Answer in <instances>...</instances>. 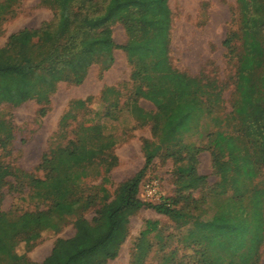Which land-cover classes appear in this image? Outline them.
I'll return each instance as SVG.
<instances>
[{"label": "trees", "instance_id": "obj_1", "mask_svg": "<svg viewBox=\"0 0 264 264\" xmlns=\"http://www.w3.org/2000/svg\"><path fill=\"white\" fill-rule=\"evenodd\" d=\"M18 1L0 0V23L15 14L14 6ZM236 2L240 25L237 31L226 35L223 45L232 54L236 51L232 43L238 39L241 48L235 53L233 101L223 119L214 115L221 108L220 92L213 98L208 89L194 99L176 101L168 114L152 113L135 103L132 105V111L141 122L151 123L152 133L160 142L177 144L171 154L178 156L180 151L187 152L185 156L176 157L178 161L188 162L183 169L189 178L180 184L183 189L198 186L204 178L195 173L197 154L201 150L211 151L212 167L217 168L221 186L228 179L234 183L236 179L249 182L258 177L264 166V40L261 35L264 0ZM50 6L55 12L53 21L37 28H22L10 34L5 45L0 47V103L18 105L29 99L47 101L58 79L79 84L87 69L101 58L104 68H108L114 60L113 49L117 47L126 52L130 62L135 58L137 62L151 65L167 63L172 22L168 0H50ZM115 22H121L128 35L124 45H117L113 39ZM183 77L194 83L193 91L202 80L216 81L203 74ZM204 117L214 120L212 129L198 130ZM225 123L228 128L223 129ZM7 125L0 120L3 132L0 145L3 147L12 138L10 131L4 130ZM182 133L203 134L207 141L204 145L182 144L177 142ZM114 144L115 140L105 135L94 145L88 146L79 140L72 148L68 145L50 148L43 153L36 168L45 171L43 177L0 162V186L9 182L8 177H13L16 184L24 183L32 191L30 198L49 201L45 209L13 215L2 209L0 195V264H104L116 257L127 236L130 216L142 207L168 216L185 217L184 223L191 220L198 231L190 229L186 238L192 237L200 254L199 264H222L224 259L218 251L219 245L230 253L226 264H259V248L264 239V189L253 187L249 191L247 183H236L234 199L227 197L229 200L222 203L217 212L205 218L192 217L176 209L172 201L145 202L138 193L142 176L153 159L150 151L153 143L147 139L143 141L141 169L121 181L112 198L104 193L95 215L91 220L86 219L82 211L95 196L83 197L76 187L87 175L88 165L103 159ZM221 158H225L224 161ZM112 165L108 163L106 170ZM54 214L58 218L73 217L75 233L56 238L50 253L41 262L30 260L26 251L18 253L16 247L21 241L27 249L35 243L38 222L27 218ZM157 229V221H146L137 244L141 256L150 248L146 236ZM203 244L211 247L209 253ZM169 261L171 259L163 258L161 264Z\"/></svg>", "mask_w": 264, "mask_h": 264}, {"label": "rangeland", "instance_id": "obj_2", "mask_svg": "<svg viewBox=\"0 0 264 264\" xmlns=\"http://www.w3.org/2000/svg\"><path fill=\"white\" fill-rule=\"evenodd\" d=\"M168 5L172 22L166 64L151 65L145 61L137 62L135 58L130 62L126 52L117 47L113 49L114 60L108 68H104L101 58L87 69L79 84L58 79L47 101L29 99L18 105L0 103V120L8 124L4 130H9L12 135L6 146L0 145V162L43 177L45 171L36 168L43 153L50 148L57 145L72 148L79 140L88 146L94 145L105 135L114 139L115 144L105 152L103 159H96L88 165L87 175L76 187L83 197L95 196L89 207L82 211L88 220L95 215L104 193L112 198L117 185L141 169L145 139L153 143L150 147L153 159L139 185V197L145 202L172 201L176 209L192 217L205 218L217 212L223 206L221 204L229 200L227 197L234 199L236 183H247L249 191L253 187L264 189V166L258 177L249 182L236 179L234 183L228 179L221 186L208 149L197 154L195 173L204 177L200 184L189 189L181 188L180 184L189 178L188 172L183 169L188 162L178 161L176 157L185 156L187 152L180 151L178 156L171 154L177 144L173 146L160 142L152 133L151 123L141 122L132 111L135 103L152 113L161 111L168 114L176 101L194 99L206 89L212 92L213 98L220 92L221 100L218 101H222L221 108L214 115L223 119L224 112L231 108L237 67L235 53L241 46L238 39L234 40L232 44L236 51L231 54L223 45V40L230 31H237L240 25L236 0H168ZM14 7L15 14L0 23V47L5 45L10 34L25 27L37 28L55 19L50 0H19ZM261 35L264 40V31ZM112 36L119 46L128 41L121 22L113 24ZM200 74L216 81L202 80V84L194 86L193 91L194 83L186 81L188 79L183 76L196 77ZM78 100H83V104L77 103ZM201 123L198 130L205 131L212 129L214 120L204 117ZM222 127L228 128L226 123ZM206 141L203 134L182 133L177 142L204 145ZM224 159L221 158V161ZM110 162L113 165L106 170ZM8 181L0 186L3 210L19 215L49 206V201L30 198L32 191L24 183L16 184L13 177H8ZM154 184L158 188V198L150 199L147 185ZM219 191H222L221 195H218ZM245 202L249 205L247 200ZM28 219L38 222L35 243L27 249L21 241L16 251H26L30 260L37 263L50 253L56 238L70 237L75 233L73 217L58 218L54 214L52 217L32 215ZM147 220L157 221L158 229L146 236L150 248L141 256L137 244ZM184 220L185 217L168 216L142 207L130 216L127 236L116 257L104 264H161L163 258L171 259L167 264H199L200 254L193 239L186 238L190 229H198L191 220L186 223ZM203 245L209 253L211 247ZM217 248L224 259L222 264H226L225 261L230 259L229 251L224 250L222 245ZM259 256V264H264V239Z\"/></svg>", "mask_w": 264, "mask_h": 264}, {"label": "built area", "instance_id": "obj_3", "mask_svg": "<svg viewBox=\"0 0 264 264\" xmlns=\"http://www.w3.org/2000/svg\"><path fill=\"white\" fill-rule=\"evenodd\" d=\"M148 189H147V195L150 199H154V198H158V188L156 186V184L154 185H147Z\"/></svg>", "mask_w": 264, "mask_h": 264}, {"label": "crops", "instance_id": "obj_4", "mask_svg": "<svg viewBox=\"0 0 264 264\" xmlns=\"http://www.w3.org/2000/svg\"><path fill=\"white\" fill-rule=\"evenodd\" d=\"M116 43V42H115ZM114 54V53H113ZM114 56V55H113Z\"/></svg>", "mask_w": 264, "mask_h": 264}]
</instances>
